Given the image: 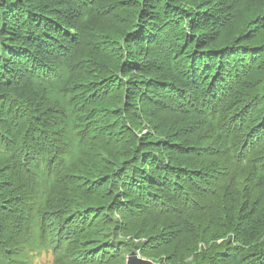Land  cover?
Returning <instances> with one entry per match:
<instances>
[{
  "label": "trees",
  "instance_id": "16d2710c",
  "mask_svg": "<svg viewBox=\"0 0 264 264\" xmlns=\"http://www.w3.org/2000/svg\"><path fill=\"white\" fill-rule=\"evenodd\" d=\"M42 255L264 264V0H0V264Z\"/></svg>",
  "mask_w": 264,
  "mask_h": 264
},
{
  "label": "water",
  "instance_id": "95a60500",
  "mask_svg": "<svg viewBox=\"0 0 264 264\" xmlns=\"http://www.w3.org/2000/svg\"><path fill=\"white\" fill-rule=\"evenodd\" d=\"M126 264H156V263L150 260L140 258L137 255H131L127 258Z\"/></svg>",
  "mask_w": 264,
  "mask_h": 264
},
{
  "label": "rangeland",
  "instance_id": "374dc122",
  "mask_svg": "<svg viewBox=\"0 0 264 264\" xmlns=\"http://www.w3.org/2000/svg\"><path fill=\"white\" fill-rule=\"evenodd\" d=\"M240 21L245 23L244 19H241ZM51 261V256L42 255L39 260L36 261L37 264H45Z\"/></svg>",
  "mask_w": 264,
  "mask_h": 264
},
{
  "label": "bare ground",
  "instance_id": "6f19581e",
  "mask_svg": "<svg viewBox=\"0 0 264 264\" xmlns=\"http://www.w3.org/2000/svg\"><path fill=\"white\" fill-rule=\"evenodd\" d=\"M221 9V8H220ZM42 46V45H41ZM44 47V46H43ZM61 59V58H60ZM52 67V66H51ZM36 73V72H35ZM34 75V74H33ZM39 75V74H38ZM37 75V76H38ZM57 75H59V74H57ZM53 77V76H52ZM33 83V82H32ZM229 136V135H228ZM230 138V137H229ZM241 140V139H240ZM241 147V146H240ZM239 151V150H238ZM249 155V154H248ZM243 158V157H242ZM238 189V188H237ZM241 191V190H240ZM227 198V197H226ZM227 200V199H226ZM249 250V249H248ZM226 258V257H225Z\"/></svg>",
  "mask_w": 264,
  "mask_h": 264
}]
</instances>
